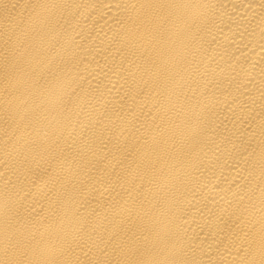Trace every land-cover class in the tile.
<instances>
[{
    "label": "bare ground",
    "instance_id": "6f19581e",
    "mask_svg": "<svg viewBox=\"0 0 264 264\" xmlns=\"http://www.w3.org/2000/svg\"><path fill=\"white\" fill-rule=\"evenodd\" d=\"M0 264H264V0H0Z\"/></svg>",
    "mask_w": 264,
    "mask_h": 264
}]
</instances>
